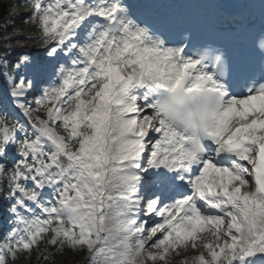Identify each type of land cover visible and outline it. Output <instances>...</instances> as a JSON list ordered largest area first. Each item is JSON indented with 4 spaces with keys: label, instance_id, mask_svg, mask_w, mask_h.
Here are the masks:
<instances>
[{
    "label": "snow or ice",
    "instance_id": "obj_1",
    "mask_svg": "<svg viewBox=\"0 0 264 264\" xmlns=\"http://www.w3.org/2000/svg\"><path fill=\"white\" fill-rule=\"evenodd\" d=\"M0 50V264H264V0H22Z\"/></svg>",
    "mask_w": 264,
    "mask_h": 264
},
{
    "label": "trees",
    "instance_id": "obj_2",
    "mask_svg": "<svg viewBox=\"0 0 264 264\" xmlns=\"http://www.w3.org/2000/svg\"><path fill=\"white\" fill-rule=\"evenodd\" d=\"M24 8L21 7L18 0H0V34H2L4 26H9V30H11L12 22L15 21V27L17 32L23 28V32L26 28L23 27L22 22L18 20L22 15ZM21 34V35H22ZM21 35L11 37L13 40H21ZM15 47L17 48L16 51L11 52L12 54L8 57V62H13L16 60L17 55L21 54L22 48L20 44H13V45H6L4 39H0V50H5L8 47ZM7 51H9L7 49ZM10 52V51H9ZM18 264H51V261L45 262L43 260H38L37 258L28 259L25 262L19 260ZM56 264H67V257L65 256H58L56 258Z\"/></svg>",
    "mask_w": 264,
    "mask_h": 264
},
{
    "label": "rangeland",
    "instance_id": "obj_3",
    "mask_svg": "<svg viewBox=\"0 0 264 264\" xmlns=\"http://www.w3.org/2000/svg\"><path fill=\"white\" fill-rule=\"evenodd\" d=\"M195 253H189L187 256H189V258H191V255H194ZM178 257H185V256H175L173 255L172 257V264L175 263V261L178 259Z\"/></svg>",
    "mask_w": 264,
    "mask_h": 264
}]
</instances>
